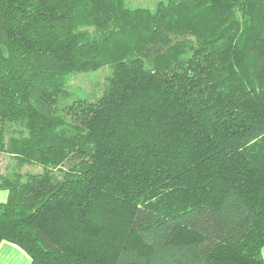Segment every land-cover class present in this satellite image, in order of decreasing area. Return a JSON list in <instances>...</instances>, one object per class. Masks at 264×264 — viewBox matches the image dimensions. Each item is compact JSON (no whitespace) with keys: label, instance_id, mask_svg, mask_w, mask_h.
<instances>
[{"label":"trees","instance_id":"obj_1","mask_svg":"<svg viewBox=\"0 0 264 264\" xmlns=\"http://www.w3.org/2000/svg\"><path fill=\"white\" fill-rule=\"evenodd\" d=\"M1 191L29 264H264V0H0Z\"/></svg>","mask_w":264,"mask_h":264},{"label":"rangeland","instance_id":"obj_2","mask_svg":"<svg viewBox=\"0 0 264 264\" xmlns=\"http://www.w3.org/2000/svg\"><path fill=\"white\" fill-rule=\"evenodd\" d=\"M127 4L154 6L157 0H126ZM111 72L110 65H102L94 70L68 74L64 78L65 91L59 96V104L70 102L73 98L94 99L104 88L105 78ZM5 160L6 158L3 157ZM23 170L40 172L38 164L25 165ZM179 229H183L179 226Z\"/></svg>","mask_w":264,"mask_h":264},{"label":"crops","instance_id":"obj_3","mask_svg":"<svg viewBox=\"0 0 264 264\" xmlns=\"http://www.w3.org/2000/svg\"><path fill=\"white\" fill-rule=\"evenodd\" d=\"M6 192H0V200H4ZM262 256L264 259V245L262 247ZM28 254L16 244L1 240L0 241V264H29Z\"/></svg>","mask_w":264,"mask_h":264}]
</instances>
